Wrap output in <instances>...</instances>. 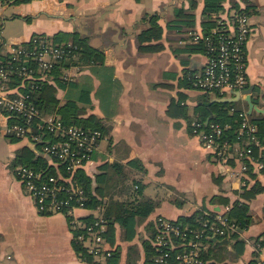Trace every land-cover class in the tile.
Here are the masks:
<instances>
[{
	"label": "crops",
	"instance_id": "1",
	"mask_svg": "<svg viewBox=\"0 0 264 264\" xmlns=\"http://www.w3.org/2000/svg\"><path fill=\"white\" fill-rule=\"evenodd\" d=\"M235 3L249 8L253 31L246 44L247 76L254 86L253 103L264 109V0L224 1L229 8ZM205 6L206 0H0L1 52H10L33 34L73 32L87 37L104 55L102 63L86 65L74 81L59 88L57 96L64 103L90 89L91 102H80L86 107L83 116L94 115L105 126L87 173L94 177L106 161L121 163L131 188H117V198L157 202L149 216L138 219L133 239H123L117 226V264H145L149 224L158 215L178 219L199 210L229 212L242 203L249 206L248 225L236 237L212 245L211 260L259 262L264 247V167L253 165L245 172L235 150L218 156L190 130L198 106L217 98L183 79L186 67L194 70L205 62L204 53L189 52L185 42L188 30L204 31ZM152 15L163 26L159 41L164 48L143 52L138 36L151 26ZM9 24L18 27L15 33H8ZM245 97L231 102L247 112ZM259 114L264 110L254 109L251 115ZM13 118L0 110V264H90L75 248L67 215L40 212L17 178V157L36 147L15 134ZM135 159L140 165L129 163ZM75 214L83 217L92 211L76 209ZM237 237L243 241L240 249L234 244Z\"/></svg>",
	"mask_w": 264,
	"mask_h": 264
},
{
	"label": "built area",
	"instance_id": "2",
	"mask_svg": "<svg viewBox=\"0 0 264 264\" xmlns=\"http://www.w3.org/2000/svg\"><path fill=\"white\" fill-rule=\"evenodd\" d=\"M216 24L210 31L191 30L194 41L202 43L205 48V62L200 70L194 69L189 76L192 85L201 90L241 91L247 88V48L246 44L253 31L252 19L247 12L232 9L226 18L222 14L214 15ZM34 44L21 45L10 51L11 61H20V69L0 70V110L8 111L16 120L12 129L18 137L29 138L32 144L44 141V146L37 155L45 156L49 164L55 166L58 174L49 172V167L37 170L27 164H18L15 168L17 178L23 183L30 195L33 196L40 212L46 214L64 213L69 217V224L75 239L82 244L86 252L93 257L90 264H101L111 257L114 248L107 240V221L102 215V209L95 210L86 207L88 196L79 183L77 169H84L87 160H92L94 152L99 151L103 132L98 129L68 124L56 112L42 113L40 108L28 97L20 92V96H13L8 85V75L20 70L27 77H34L38 73L41 77L48 76L55 63L75 53L72 44L58 45L44 37L33 38ZM192 39V40H193ZM27 63V64H25ZM37 66V67H36ZM12 68V67H11ZM45 71L42 75L41 71ZM243 118L240 132L247 129L250 133L249 145L260 147L257 158L252 156L251 146H239L238 156L249 157L258 167H264V141L253 133L257 127L249 121L248 113L241 112ZM191 122L192 133L199 136L203 145L213 147L217 155L228 156L229 144L220 140L224 128L217 123ZM228 126V125H226ZM51 133L53 139H43L36 129ZM48 140V141H47ZM99 141V142H98ZM58 159V160H57ZM66 164L64 167L61 165ZM243 162L242 170H247ZM68 174H65V170ZM76 209L92 211L94 218L86 221L75 214ZM156 233L151 239L152 258L146 264H204L202 253L209 246L207 239L213 237L231 236L239 231L237 225L231 221L227 211H203L198 226L184 224L178 219L159 215L154 219ZM258 264H264V247Z\"/></svg>",
	"mask_w": 264,
	"mask_h": 264
},
{
	"label": "trees",
	"instance_id": "3",
	"mask_svg": "<svg viewBox=\"0 0 264 264\" xmlns=\"http://www.w3.org/2000/svg\"><path fill=\"white\" fill-rule=\"evenodd\" d=\"M224 1L225 0H206V6L204 9V32L210 31V29L216 24L214 15L219 16L222 14L227 18L233 8L240 12H247L250 15L248 7L242 8L239 3H235L232 4V8H229L224 4ZM158 19L159 18L157 15L150 16L151 26L145 29L138 36L139 49L143 52H156L164 48L163 43L159 41L163 35V26H161ZM41 36L42 35L33 34L30 39L18 44H14L13 48H17L21 45L30 46L34 44L33 38ZM42 37L58 45L71 43L73 46H77L76 48H71V52L79 56L80 60L78 62H81L82 64L88 63L95 65L104 61L103 53L98 51L97 48L93 47L88 41L87 37L79 36L78 33L59 32L53 35L43 34ZM187 49L191 53L205 52V48L202 43L190 44L188 45ZM72 55H70L69 58H64L55 64V66L48 73L49 75L46 77L41 78L39 77L40 75L38 73L34 74V77H27L24 74H21L20 70H17L16 72H12L8 75L7 83L11 89H13V96H20V93L24 96L28 95L29 99L40 108L42 113H51L56 111L68 124L72 123L86 128L98 129L103 132L105 131V126L96 116H83L86 112V107L81 105L80 102H91L89 97L91 92L90 89L85 90L78 99H67V101L64 103H61V100L57 96L58 89L65 88L68 84L65 81L66 79H63L62 77V68L68 67L70 64H72V61L77 62L74 60ZM11 60L12 58L10 57V52L3 53L0 50V70L7 69L8 67H10V69L16 70L17 68L20 69V67L23 65V63L20 61ZM191 73V67H186L184 69L183 79L189 81V76ZM191 84H189V86H191ZM248 86H250L249 82L247 84V87ZM215 95L221 97L224 94L216 91ZM254 101L257 102V98H254ZM197 109L200 112L196 114L195 117L193 116L190 119V122L194 120L202 122V127L206 129L209 128L208 125L205 124L208 119L209 123L220 124L224 128L220 140L222 142L227 141L229 144L227 150L229 152L235 150L236 158L240 159L242 164L243 162L247 164L248 167L245 172L251 171L252 166L256 165V162L251 160L249 157L240 158L238 156L237 149H239V146H251L254 150L252 154L254 158L259 156L261 150L260 147L255 144L249 145L251 134L248 133L247 129H244L243 132H240L243 122V118L240 115L242 112L241 107H239V105L235 102L215 101L209 105L201 104ZM248 117L249 121L257 127L256 132L253 134L261 141H264V114H259L258 116H252L248 114ZM12 120L15 121V117ZM35 129L36 132L41 133L43 139H53V135L51 133H46L45 131L41 132V130H38L36 127ZM190 130L192 132V127H190ZM44 144V141L38 142L35 144L36 149L33 148V151L27 150L28 154H26V152H22L23 154L17 157V159L20 160L19 164H27L37 170H42L46 167H49V172L58 174L55 166L49 164L50 160L48 158L45 156L43 157L42 155H37L38 150H40ZM97 153L98 151L94 152L92 157H95ZM129 163L131 165H140V161L137 159L131 160ZM65 165L66 164L61 165V167H64ZM101 170L102 171L100 173L95 174L93 177L86 173L84 169H77L76 175L79 183L84 188L85 193L88 196L86 207L92 210L100 207L102 209V215L107 221L108 230L106 237L111 246L114 248V253L111 257H109L106 263L117 264L120 256V249L116 244L117 226L119 225L123 231V239H133V237L136 235V223L138 219H144L149 216V214H151V212H153L155 209L157 202L150 198L140 202L118 199L116 193L117 188H122L126 191L131 188L129 183H127V174L125 173L124 165L118 162L110 163L109 161H106L102 165ZM64 173L68 174L66 170ZM211 213L214 214L215 212L211 211ZM227 213L231 221H233L239 229H244L248 225L251 217L249 215V206L244 203L236 204L232 210ZM202 216L203 211L199 210L190 216L179 217L178 220L184 224H189L190 226L194 227L199 225V221L201 220ZM82 218L86 221H91L94 218V215L90 214L83 216ZM149 230L151 231V235L147 242H145V264L150 262L152 258L153 246L151 239L156 233V227L153 221L149 224ZM235 235L237 236L235 233L230 237H236ZM230 237L218 236L216 237L217 239L211 237L206 240L209 246L205 248L202 253V256L205 260L204 264H216L211 260L213 259L212 254L214 249L212 245L224 243L228 241V238ZM74 244L76 250L79 253L81 251L83 252V254H80L85 256L83 258L86 261L89 262L93 260V257L86 252L82 244L76 239L74 240ZM234 244L238 247V249H240L243 241L237 237ZM131 249H133V247H131ZM253 264L258 263L253 262Z\"/></svg>",
	"mask_w": 264,
	"mask_h": 264
},
{
	"label": "rangeland",
	"instance_id": "4",
	"mask_svg": "<svg viewBox=\"0 0 264 264\" xmlns=\"http://www.w3.org/2000/svg\"><path fill=\"white\" fill-rule=\"evenodd\" d=\"M231 6H233V5H231ZM232 8V7H231ZM9 27L7 28V31H8V33H15L16 31H17V29H18V27L17 26H13L12 24H9L8 25ZM190 31L191 30H188V32H187V34L185 35V42L188 44H194V43H192L193 41H194V39L192 38V36H191V34H190ZM38 35H42L43 36V34H38ZM30 39V38H29ZM193 39V40H192ZM71 44V43H70ZM61 45H63V44H61ZM74 60L75 61H77V62H74V61H72V64H70L68 67H64V68H62V71H63V73H62V77H63V79H66L65 81L69 84L70 82H72V81H74V77L76 76V74L78 73V72H80L83 68H85V66L86 65H90V64H88V63H84V64H82L81 62H78L79 60H80V58H79V56H75L74 57ZM166 61H168V59L166 60ZM58 62H60V60L58 61ZM58 62H56L55 64H57ZM203 66V65H202ZM198 67L197 68V70H200V69H202L203 67ZM40 71H41V69H40ZM42 73V75H44L45 74V71H41ZM192 72H193V69H192ZM91 83V79H87V83ZM66 83V84H67ZM88 83V84H89ZM67 84V85H68ZM59 90V89H58ZM201 91H203V90H201ZM203 92H208V93H216V90L215 91H203ZM223 96H228L230 93L228 92V91H225V92H223ZM218 97V96H217ZM48 141V140H47ZM99 142V141H98ZM102 145H103V148L105 149V141L103 140L102 141ZM101 147V146H100ZM100 147H99V149H100ZM218 156H221V157H225V155H218ZM93 159H95V157H92ZM93 163V161L92 160H87L86 162H85V164H84V167H85V171H86V173L89 171V165L90 164H92ZM154 189V188H153ZM159 216V215H158ZM68 217V220H69V217L70 216H67ZM156 218V217H155ZM154 218V219H155ZM81 254H83V252L81 251L80 252ZM83 256V255H82ZM83 257H85V256H83Z\"/></svg>",
	"mask_w": 264,
	"mask_h": 264
},
{
	"label": "water",
	"instance_id": "5",
	"mask_svg": "<svg viewBox=\"0 0 264 264\" xmlns=\"http://www.w3.org/2000/svg\"><path fill=\"white\" fill-rule=\"evenodd\" d=\"M253 87H254L253 85H250L249 87H247L246 89H243L241 91H233L232 93L234 94V96H221V97H217V98L212 99L209 102H205V104L206 105H209V104H211L212 102H215V101H218V102H231V101L237 100L241 96V94H245L246 95L245 98L248 101V105H249V108H248V111H247V113L249 115L252 114V111L254 109H256L257 111H259V110L263 111L264 109H260L252 101L251 93H252Z\"/></svg>",
	"mask_w": 264,
	"mask_h": 264
}]
</instances>
